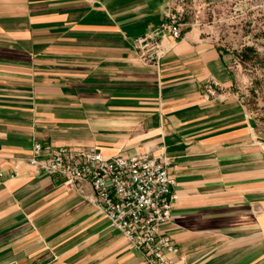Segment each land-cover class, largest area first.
<instances>
[{
    "label": "crops",
    "instance_id": "crops-1",
    "mask_svg": "<svg viewBox=\"0 0 264 264\" xmlns=\"http://www.w3.org/2000/svg\"><path fill=\"white\" fill-rule=\"evenodd\" d=\"M171 0H0V164L36 141L171 159L162 227L183 264H264V134L235 90L215 25L185 18L161 66L133 41ZM213 76L220 96L204 98ZM89 198L54 175L0 182V264H147Z\"/></svg>",
    "mask_w": 264,
    "mask_h": 264
},
{
    "label": "built area",
    "instance_id": "built-area-1",
    "mask_svg": "<svg viewBox=\"0 0 264 264\" xmlns=\"http://www.w3.org/2000/svg\"><path fill=\"white\" fill-rule=\"evenodd\" d=\"M171 1L167 20L133 41L139 58L156 68L168 51L164 38L178 39L182 35L181 6L185 0ZM219 86L216 78L208 77L203 84L204 98H218ZM10 162L9 173L0 164V182L18 176L20 167L27 165L33 174L54 175L65 190L77 191L87 198L85 184L89 183L96 208L143 255L147 264H183L179 247L162 231L171 219L177 198L176 179L168 169L171 159L165 153L106 156L95 149H70L36 141L31 156Z\"/></svg>",
    "mask_w": 264,
    "mask_h": 264
},
{
    "label": "rangeland",
    "instance_id": "rangeland-1",
    "mask_svg": "<svg viewBox=\"0 0 264 264\" xmlns=\"http://www.w3.org/2000/svg\"><path fill=\"white\" fill-rule=\"evenodd\" d=\"M183 18L217 27L235 74V90L264 134V0H185Z\"/></svg>",
    "mask_w": 264,
    "mask_h": 264
}]
</instances>
